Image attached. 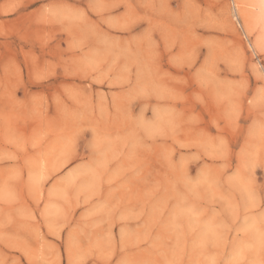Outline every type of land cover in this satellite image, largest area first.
I'll use <instances>...</instances> for the list:
<instances>
[{"label":"rangeland","instance_id":"1","mask_svg":"<svg viewBox=\"0 0 264 264\" xmlns=\"http://www.w3.org/2000/svg\"><path fill=\"white\" fill-rule=\"evenodd\" d=\"M258 1L0 0V264H264Z\"/></svg>","mask_w":264,"mask_h":264},{"label":"bare ground","instance_id":"2","mask_svg":"<svg viewBox=\"0 0 264 264\" xmlns=\"http://www.w3.org/2000/svg\"><path fill=\"white\" fill-rule=\"evenodd\" d=\"M259 2V1H258ZM259 3H262V6H263V9H264V0H261V2H259ZM261 6V7H262ZM262 12V11H261ZM257 42V41H256ZM264 42V41H263ZM262 44V43H261ZM263 48V47H262Z\"/></svg>","mask_w":264,"mask_h":264}]
</instances>
